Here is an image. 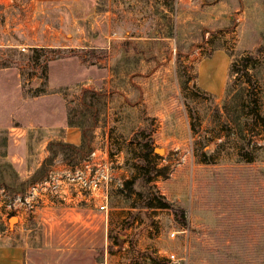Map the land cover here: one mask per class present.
<instances>
[{
    "label": "rangeland",
    "instance_id": "1",
    "mask_svg": "<svg viewBox=\"0 0 264 264\" xmlns=\"http://www.w3.org/2000/svg\"><path fill=\"white\" fill-rule=\"evenodd\" d=\"M0 97L7 187L94 149L135 180L113 189L107 220L93 201L6 217L24 264H264V0H0ZM148 195L166 207L144 208Z\"/></svg>",
    "mask_w": 264,
    "mask_h": 264
},
{
    "label": "built area",
    "instance_id": "2",
    "mask_svg": "<svg viewBox=\"0 0 264 264\" xmlns=\"http://www.w3.org/2000/svg\"><path fill=\"white\" fill-rule=\"evenodd\" d=\"M126 180L121 154L111 155L106 150L94 149L80 164L54 167L44 179L30 184L23 193L11 196L2 189L0 215L15 216L21 222L53 201L67 205L93 201L107 220L112 191L124 190ZM176 233L173 232L172 237Z\"/></svg>",
    "mask_w": 264,
    "mask_h": 264
},
{
    "label": "trees",
    "instance_id": "3",
    "mask_svg": "<svg viewBox=\"0 0 264 264\" xmlns=\"http://www.w3.org/2000/svg\"><path fill=\"white\" fill-rule=\"evenodd\" d=\"M32 54L29 55L27 58V60L29 62L34 63L33 66H41L42 69H46L47 68V62L49 61L47 58L44 57V53L47 52L46 49L44 48H34L32 51ZM53 52V51H51ZM44 57V59H43ZM15 59H9V63H5V65H3V68H8V67H15L17 66V61H14ZM243 65L246 66L248 65V60H244ZM232 73H238V70L235 68V66L232 65ZM132 143V142H131ZM61 145V144H60ZM68 148H71L73 150H78L77 153L80 152L79 147H71V145H67ZM153 150L150 147L149 143H145L143 145H141V152L137 155L138 158V172L139 175L138 177L142 178L145 180V183H150L152 180V174L156 173V174H160V170L157 169V165L154 163L153 161ZM134 181H129L126 183L125 185V189L122 190L121 192L126 193L127 191L129 193L134 192ZM0 187L4 188L6 191H8L9 193H23V190H16L14 188L11 187H7L5 183H1L0 182ZM141 195V194H139ZM148 203L146 206H144V208H151L154 205H157L159 208H165L166 205H164V203L160 204V199L159 197H154L153 195H148ZM156 201L159 202L158 204H154L156 203ZM154 208V207H152ZM117 242H120V240L117 239Z\"/></svg>",
    "mask_w": 264,
    "mask_h": 264
},
{
    "label": "crops",
    "instance_id": "4",
    "mask_svg": "<svg viewBox=\"0 0 264 264\" xmlns=\"http://www.w3.org/2000/svg\"><path fill=\"white\" fill-rule=\"evenodd\" d=\"M209 89L212 93H219L222 87V84H209ZM6 101H7V117H13L14 116V107L12 106L13 110L11 109L9 114V105L14 104L15 97H14V91L13 86L8 85L7 83V91H6ZM1 99V97H0ZM2 126L0 125V128ZM71 131V130H69ZM79 134L72 133V136L69 134L67 136L66 141L71 143L79 142ZM2 187H0V193H2ZM55 203H58L57 201L50 202L43 207H41L39 213L48 212L55 207ZM95 208L97 205H95ZM0 227L4 228L7 226V219L5 216L0 215ZM2 234H0V264H24V253L25 249L24 247L20 246L19 244L15 243V241H10L6 237H1Z\"/></svg>",
    "mask_w": 264,
    "mask_h": 264
},
{
    "label": "water",
    "instance_id": "5",
    "mask_svg": "<svg viewBox=\"0 0 264 264\" xmlns=\"http://www.w3.org/2000/svg\"><path fill=\"white\" fill-rule=\"evenodd\" d=\"M14 222V219L11 221V223Z\"/></svg>",
    "mask_w": 264,
    "mask_h": 264
}]
</instances>
